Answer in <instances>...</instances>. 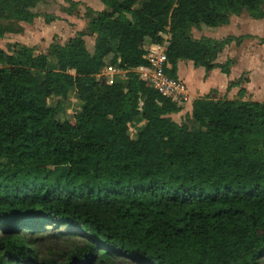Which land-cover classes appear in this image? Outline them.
Here are the masks:
<instances>
[{
    "label": "trees",
    "instance_id": "16d2710c",
    "mask_svg": "<svg viewBox=\"0 0 264 264\" xmlns=\"http://www.w3.org/2000/svg\"><path fill=\"white\" fill-rule=\"evenodd\" d=\"M47 1L0 0V38L23 34ZM100 1L106 9H89L86 30L64 45L0 48V264H58L41 258L33 238L65 245L83 236L64 264H264V102L244 99L241 77L228 88H240L236 99L212 90L194 101L191 128L171 118L182 107L136 71L150 66L147 44L170 34L172 78L179 62L229 76L234 61H215L250 36L192 31L243 12L263 20L264 0H147L139 9ZM106 68L125 80L110 83ZM71 91L84 107L61 122L49 101ZM63 167L66 175H50ZM49 228L58 232L44 235Z\"/></svg>",
    "mask_w": 264,
    "mask_h": 264
},
{
    "label": "rangeland",
    "instance_id": "374dc122",
    "mask_svg": "<svg viewBox=\"0 0 264 264\" xmlns=\"http://www.w3.org/2000/svg\"><path fill=\"white\" fill-rule=\"evenodd\" d=\"M147 0H135L134 9H139ZM76 3V4H75ZM100 0H49L47 2L39 4L34 12L38 18L32 25L21 24L24 28L23 34H8L4 38H0V48L9 51V45L21 44L34 48L37 54L46 53L51 44H66L71 38L75 37L80 31L86 30L90 18L93 15L91 10L100 11L104 8H100ZM91 9V10H89ZM234 16L233 18H236ZM234 19L232 27L224 26L220 28H208L202 26L200 28H194L192 34L194 38L200 39L201 37H210L213 39L223 40L228 36L234 35V37H247L243 40L240 46L236 43L228 46L222 54L219 55L218 60L226 63L227 60L234 61L235 71L237 76L244 77V81H248L252 76L254 85L251 87V96H245L246 101L264 102V19L253 20L247 12H243L241 16ZM47 19H54L50 24L47 23ZM88 51L94 52V37H86ZM115 45V44H114ZM146 46V45H145ZM52 65L54 60L50 61ZM50 65V69L53 66ZM182 77L186 80L188 87L192 90L191 97L197 94L198 90L201 92V85L203 82L202 73L200 69L192 68L188 62H183ZM116 69V68H115ZM117 70V71H116ZM115 71L106 73L107 76L114 82L118 79L125 80V74L118 69ZM139 73V72H138ZM215 80L218 83L223 81L219 77ZM251 81V79H250ZM247 82L243 83L245 86ZM222 99H228L226 94ZM49 106L58 108L57 119L61 122L72 121L75 116L82 112L84 103L81 102L75 91H71L66 99L52 97L49 101ZM184 117V118H183ZM190 116H182L181 123L186 122L191 128ZM179 120V119H178ZM180 123V122H179ZM145 122L140 119L137 120L130 127V136L132 139H137L138 133L145 127ZM68 168H52L50 175L52 177H59L66 175ZM66 228L61 231H66ZM56 229L49 228L44 235H53L57 233ZM1 236V234H0ZM35 248L39 251L41 258L48 260H55L58 264H64L67 260V252L74 245H83L80 240H73L70 243L62 244L56 240L47 238L34 237Z\"/></svg>",
    "mask_w": 264,
    "mask_h": 264
},
{
    "label": "built area",
    "instance_id": "2783aa9c",
    "mask_svg": "<svg viewBox=\"0 0 264 264\" xmlns=\"http://www.w3.org/2000/svg\"><path fill=\"white\" fill-rule=\"evenodd\" d=\"M170 37V34H162V43L147 44L145 47V59L150 63V66L141 67L136 71L139 72L142 79L149 83L153 89L157 90L164 97H167L182 106L188 101V87L183 81L172 78L166 72V70L170 69V66L167 64V51L169 48ZM115 70V68H106L102 71L101 76L108 77L110 83H113L106 73ZM119 71L125 74L124 71Z\"/></svg>",
    "mask_w": 264,
    "mask_h": 264
},
{
    "label": "crops",
    "instance_id": "0c3cea01",
    "mask_svg": "<svg viewBox=\"0 0 264 264\" xmlns=\"http://www.w3.org/2000/svg\"><path fill=\"white\" fill-rule=\"evenodd\" d=\"M100 4V3H99ZM104 8L103 5L100 4V8ZM105 9L98 11V12H103ZM234 19L238 18H232L231 19V23L228 25L230 27H232V24L234 23ZM224 27V26H223ZM234 36V35H232ZM95 38L96 41V36H93ZM240 37V36H239ZM86 37H85V41H86ZM219 40V39H217ZM87 45V43H86ZM94 47H95V42H94ZM93 53V52H91ZM228 61V60H227ZM215 63L218 64H225L223 62H221L220 60L215 61ZM183 62H179L178 64V79L183 81L186 85L187 82L186 80L182 77V72H183ZM189 66H191L192 68H195L192 62H188ZM236 66H232L231 67V74L229 76H226L224 74H222L220 69H215L212 72L209 73L208 76H206V72L204 68H198L200 69L201 73H202V85H201V89L202 91L200 92L198 90L197 94H195L194 96L191 97V93L192 90L188 87V101L186 103H184L181 107H182V111L179 114L176 115H171V118L176 122V123H181L180 119L182 116H190L192 114V110H193V103L196 99L201 98V97H205L206 95H208L212 90L217 91L219 97H224L226 94L228 95V99L233 100L236 99L238 97V92L240 91V88H232L231 90H228L229 88V84L231 82L237 81L241 78V76H237L234 74L235 68ZM197 69V68H196ZM219 77L220 79H222L223 81H221V83H218L215 78ZM251 79V81H250ZM250 79L248 80L247 84L245 86H242L245 90H246V94L245 96H251V87L254 85L253 81V77L251 76ZM246 100V99H245ZM184 118V117H183ZM179 119V120H178ZM179 123V124H180Z\"/></svg>",
    "mask_w": 264,
    "mask_h": 264
}]
</instances>
